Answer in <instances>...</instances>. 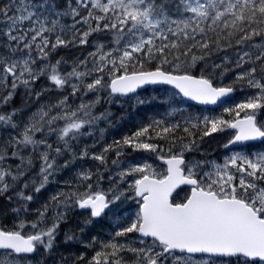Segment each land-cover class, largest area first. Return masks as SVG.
<instances>
[{
	"label": "snow or ice",
	"instance_id": "1",
	"mask_svg": "<svg viewBox=\"0 0 264 264\" xmlns=\"http://www.w3.org/2000/svg\"><path fill=\"white\" fill-rule=\"evenodd\" d=\"M61 17H71L72 25L62 24ZM25 21L28 27L23 26ZM0 23L6 24L0 34L7 51V55L0 53V107L8 105L21 86L31 96L33 85L41 77L58 91L70 88L68 95L55 104L41 105L31 113L19 134L0 146V196L9 203L19 202L10 209L13 214H27L33 195H26V189L32 187L39 193L50 177L76 159L90 158L104 165L109 151L115 150L119 158L123 147L128 146L133 151L158 154L167 166L165 172L158 173L147 161L129 163L118 173L119 182L107 192L92 191L93 184H85L92 180L91 170L78 172L85 191L58 192L36 210L35 220L18 219L12 229L0 228V264H33L30 257L39 248L50 253L70 206L90 209L94 219L106 215L112 204L136 198L138 211L132 217L125 214V219H118L113 239L100 242L102 251L96 252L88 264H121L119 253L125 250L135 255L136 264H257L255 258L264 264V151H232L237 145L245 146V142L264 141V121L257 120L264 110V0H65L63 10L57 9L56 0H19V4L10 0L0 7ZM94 34L105 37L106 42L97 39L93 51L84 59L73 60L71 71L62 72L61 66L68 61L64 57L53 61L52 54L62 47L87 45ZM257 37L260 43L253 42ZM234 45H247L249 50H238L234 62L224 56L220 63H209L214 53ZM218 70L221 77L233 72L234 80L217 86ZM237 84L256 92L235 109H224L227 113L235 111L234 120L192 117L183 127L188 137L194 136L190 129L201 126L203 136L235 130L222 145L229 153L223 156V163L187 159L186 154L198 148L196 140L185 143L184 136L169 139L168 134L182 126L162 119L152 120L122 141H114L100 154L89 156L88 146L78 155L73 149L72 142L92 135L82 131L85 125H94L109 115L93 114L102 91L108 90L109 97L117 93L127 96L147 85H172L178 90L174 96L216 104L233 93ZM49 91L41 88L35 96ZM88 94L95 99L85 101L83 97ZM76 97L81 102L73 107L69 100ZM145 102L151 103L136 96L137 105ZM156 102L162 103L163 98ZM20 111L13 108L0 112V125L17 129L14 118ZM241 112L245 113L243 118ZM59 121H63V127H53ZM38 133L43 138L36 139ZM51 135H56L62 146L49 143ZM154 138L169 139L168 147L150 142ZM29 147L32 154L22 155V150ZM65 152L72 158L60 165L58 158ZM10 158L20 163L15 168L7 165ZM34 158L40 161L38 173L8 195L31 170ZM118 163V159L112 161L113 165ZM127 177H132L130 182ZM96 183L98 188L99 181ZM121 183H127V188L121 189ZM179 185L190 186V194L175 203L170 197ZM129 190L134 196L128 195ZM50 210L53 215L48 217ZM28 228L32 231H25ZM133 233L141 234L142 247L115 242V238ZM143 238H151V243ZM74 239V235H65V242ZM82 259L83 255L78 257Z\"/></svg>",
	"mask_w": 264,
	"mask_h": 264
},
{
	"label": "trees",
	"instance_id": "2",
	"mask_svg": "<svg viewBox=\"0 0 264 264\" xmlns=\"http://www.w3.org/2000/svg\"><path fill=\"white\" fill-rule=\"evenodd\" d=\"M9 2H10V0H0V7L5 6ZM31 2L32 3H38L36 1L34 2V0H31ZM73 3H75V0H73ZM17 4H19V0H17ZM56 4H57L58 10H63L65 7V0H56ZM13 14L18 15L19 13H14V12L9 13V15H13ZM60 19H61V22H63L64 25H67V26H69V24L72 21L71 17H61ZM24 27H28L27 21L24 22ZM5 28H6V24L0 23V29H5ZM67 38L68 37H65V39H67ZM91 38L97 39V38H103V37L99 36V34H94ZM53 39H54V37H53ZM253 42L254 43H260V38L259 37L255 38V40ZM4 43H6V40L3 37V35L0 34V53L7 55L6 49L2 46ZM90 45L91 44L89 43V44L83 45V46H73V47H69V48H63L62 47L61 49L60 48L57 49V51L52 54L51 58L53 61H55L56 59H58L60 57H64L65 59H68V58L74 57V55L75 56L77 55L78 57L84 55V57H86L89 53L88 51L90 49ZM238 50L248 51L249 48L247 45H244V46H235L234 45L233 48H226L223 51L214 53L210 57L209 63H212V62L220 63L224 56H228L229 60L233 62V60L236 59V53ZM252 51L255 52L254 49ZM84 57H83V59H84ZM89 66H91V65H89ZM231 66L232 65L229 64V67H231ZM201 67H203V65H201ZM247 67H249V65H245V68H247ZM66 70H71V68L68 65H66V66L62 65L61 71L66 72ZM81 70H83V69H81ZM197 73H198V70H197ZM218 73L219 72H217L216 77H215V79L217 81V86H223V85L229 84L234 80V77H233L234 73L233 72H228L224 77H221ZM257 75L259 76V73ZM8 84L10 86L11 78H9ZM33 88H34V91H33L32 95L28 96L26 93V90L23 88V86L19 87L17 89L16 94L13 97L12 101L8 105L0 107V112H9L13 108L21 109V111L14 118L19 124V127L17 129L14 130L10 127L5 128L4 126H1L2 129L0 130V146H3L4 142L7 141L10 136H17L19 134V132L23 129L24 123L27 121V118L31 115V113H33V111L35 112L41 105L55 104L59 99L62 98V96L68 95V93L70 92L69 88H65V90L63 92L56 90L45 77H41L39 80H37L36 83L33 85ZM41 88H50L51 91L46 92L41 97L37 98L35 96V92L40 91ZM235 89H236V91H239V92H237V94L232 98L231 103L229 105H223L218 111H210L207 109L205 110L202 107H198L195 105L188 104L179 95L174 96V93H176L174 90L169 89V88H165V87L156 86V87L149 88V89L141 92V94H142L141 98L145 99V101H149V100L151 101V103L145 102L143 105H137L135 103V101H132L131 99L124 100L120 96H115L113 94L111 95V97H109L108 90L102 91L103 94H102V92L99 93V95L102 98L101 102L96 106V108L93 109V114L96 115L99 112L97 114V115H99L100 113L106 112L109 115L104 120H99L95 123L98 125V127H92V128L85 131V132H91L92 135H90V136L89 135H83L82 136V139H81L82 143L80 145H78L79 150H77L75 153L78 155L82 148H84L85 146H88L89 156H91L93 153L100 154L106 146L113 145L114 141H122V139L126 136H131L132 133H135L139 128L150 123L153 119H162V120H165L166 123H170V124L180 123L182 127L180 129H178L175 133H169L168 134L169 139H171L173 137L184 136L185 137V143H187L188 140H190V139H195L198 146H199L200 143L202 144V141L210 140L211 136L214 133H212L209 136H203L202 135L203 126H201L200 129H190V131H192L194 133V136L188 137L183 132V127L188 126L186 124V121L192 117H201L202 118L203 116L219 117V118H222L224 120H229V121L234 120L236 118L234 115L235 111H233L232 113H227V112H224V109L227 107L235 109V105H237L241 102H244L246 97L252 96L256 92L255 89H250V88H247L246 86L241 88V86L239 84L235 86ZM246 93H247V95H246ZM56 96H58V97H56ZM88 96L92 97V98H90L91 100L95 99L94 95H92V94H88ZM157 98H164L163 102L157 103L156 102ZM31 99L33 102L31 101ZM79 101H81L80 97L70 98L69 103H71L72 106L75 107L77 105V102H79ZM176 101H178V103H176ZM173 109H175V111H173ZM169 113H172V114L169 115ZM53 114H55V110L53 111ZM244 114H245L244 112H241L240 117L243 116ZM18 119H19V121H18ZM59 125H60L59 122H57L55 125H53V127H58ZM156 131H159V129H156ZM38 135H39V133L36 135V139H37ZM151 135L153 137H155V132L151 133ZM169 139L161 140L159 138H157V139L154 138L150 142L154 141L153 143L163 145L164 148L166 149L169 145ZM211 143H213V145L215 144V142H211ZM124 147H126L127 149ZM124 147L122 149L123 154L120 156V158H117L115 150L109 151L107 153V156H106L107 163L104 165H101L99 161H96V160H93L90 158H85L82 160L78 159V162L75 163L74 168L70 165L67 168H63V169L59 170L60 172H58L56 174V176H54L55 175L54 174L53 175L54 177L58 176L57 179L56 180H50L49 186L44 190L43 193L32 192V194H34V196H35L34 199L39 200L41 197L42 200L48 201V203H49L50 197L53 195H56L58 192L68 193L70 191H77V190L80 192H83V191H85V187L80 186L81 182L78 179V175H77L78 172L85 170V169L91 170L94 174L91 181H93V180L96 181V179H95L96 173L102 170V172L104 174V171H108L110 169L109 166L112 165L113 160L118 159L120 162L124 158H128V157L135 158L134 156L136 154L149 153V152H145V151H133L128 146H124ZM209 149H211V151H212L213 147L209 146ZM10 151H11V149H9V152ZM26 151L27 152H26V154L24 153V156H28V155L32 154V149L30 151H28L26 149ZM161 154H163V153H161ZM198 154L200 155L201 159L204 158L202 153H198ZM10 160L16 161L17 158H10ZM38 160H39L38 158H34V160H33V167L31 168V170H34L33 171L34 173H38V171H39L40 161H38ZM6 164L9 165V161H6ZM31 170H30V172H31ZM30 172H29V174H30ZM105 173H107V172H105ZM91 181L85 182V184L86 183H92ZM94 186H95V183L93 184V187ZM21 187L22 186H19L17 184L16 187L12 190L13 192H9V193L13 195L15 192L19 191ZM92 191H93V189H92ZM1 197H3V196H0V198ZM1 203L2 202H0V204ZM43 205L37 204V205H35L34 208L29 209L30 210L29 212H31V214H32V216L29 218V220L30 219L31 220L36 219V210L40 209ZM74 207L75 206H70L68 208L66 219L64 222H62L60 224L61 228L59 227L60 228L59 230L61 231V234H63L64 229L68 227V229L66 230L67 234L68 235H74L76 237V239H74L72 241H68V242L64 241L65 245L66 246L68 245L67 247H69L70 251L77 252L78 254H80V256L83 255L84 259H82V260H84L88 264V261H90L92 259V257L97 252L96 249L93 250V248H92V246L96 244V242L94 244L92 243V238L95 236L97 238L98 243L99 242L107 243L108 241L112 240L114 236H111V233L115 229L113 228V225L111 223L114 222L115 219H118V217H116L115 215L120 216V213H114L115 215L113 216V220L103 219L100 223L99 222L98 223L91 222L89 225L90 226L89 231L83 230V232H81V230H78V227H73V226L71 227L73 222H77L79 220H80V222H82V224L86 223L84 221V216H83L84 213L78 211L77 213L74 214V211H76V210H74ZM60 210L63 211L64 209H60ZM52 213L53 212L50 210L47 213V216L50 217V215ZM125 214H126L125 209H122L121 215H123L122 216L123 219H125ZM49 221H51V220L49 219ZM95 225H99L96 227L97 228L100 227L101 229H99L98 231L95 232V230L93 228V226H95ZM110 227L113 228V230H111ZM100 238H105V239L108 238V240H105L106 241L105 242V241L99 240ZM61 239L62 238H59V240H61ZM134 239H135L134 234H128L126 237L115 238V242H118L121 244H128L131 247H133L132 242L134 241ZM89 244H91V246H86ZM88 253L93 254V255H91V257H90ZM119 255H121V260L123 258H135V255L132 252H129L127 250L119 253ZM64 257H66V256H64ZM76 262H77V260L75 261V263ZM85 262H81V264H85ZM69 264H73V263L69 260Z\"/></svg>",
	"mask_w": 264,
	"mask_h": 264
},
{
	"label": "rangeland",
	"instance_id": "3",
	"mask_svg": "<svg viewBox=\"0 0 264 264\" xmlns=\"http://www.w3.org/2000/svg\"><path fill=\"white\" fill-rule=\"evenodd\" d=\"M61 23L64 24L63 22H61ZM72 23H73V20L71 21L69 26H71ZM97 39H99L100 42H106V38H104V37L103 38H97ZM97 39L96 38L95 39L90 38V44L91 45H90V49H89L88 52H91V51L94 50V42L97 41ZM83 57H84V55L80 56V57H78L77 55L76 56L74 55V57L66 59L68 61L67 65L71 68L73 60H75L77 58L78 59H83ZM67 71H71V70H66V72ZM137 95L139 97H142L141 93L137 94ZM137 95L132 96L133 98L131 97V98H122V99H124V100L131 99L132 101H136V96ZM246 95H247V93H246ZM90 98H92V97H90L88 95L83 97L84 100L86 99L85 101L91 100ZM80 102L81 101H79V103ZM79 103L77 102V105ZM216 111H218V110H216ZM258 115L259 116H257V120L258 121H264V110H261ZM101 120H104V119H101ZM59 124L60 125L58 127H63V121H59ZM1 126L2 125H0V130L2 129ZM92 127H98V125L94 124V125H91L90 127H89V125H85V127H84V129L82 131L85 132V130H88V129L92 128ZM234 134H235V130H233V129H226L223 132H216V133H214L211 136L210 140L202 141V144L200 143V145L198 146V148L195 151L187 153L186 156L188 155V159L195 158L197 160L216 161V162H219V163H223V159H222L223 156H225V155H227L229 153H228L227 150H225L222 147V145L225 144L229 139H231ZM41 138H43V137H42L41 134H39L37 139H41ZM47 139H48V142L52 143L54 147L62 146V142H57L56 135H51ZM81 139H82V136L79 137L76 141L72 142L73 143V149H74L75 152L77 150H79L78 149V145H80L82 143ZM211 142H215V144L213 145V143H211ZM209 146L213 147L212 151H211V149H209ZM27 150L30 151L31 148L29 147ZM42 150L43 149L41 148V151ZM232 151H243V152H247V153L250 154L252 152L264 151V149H261L260 147H254V148H252V150L251 149H249V150L248 149H246V150H238V148H233ZM26 152H27L26 149H23L22 150V155H24V153L26 154ZM198 153H202L204 158L201 159V157H200V155ZM134 157L135 158H132V157L124 158L117 165H113L112 164L111 166H109L111 168L108 171H104V174H103L102 170L97 172L98 174L96 173V176H95L96 181L93 180L94 183H95L93 191L100 190V191L107 192V190L113 184H117L119 182L118 173L120 171H122L123 169H126L129 166V163H141L142 164L145 161H147L149 164H151L153 166V168L158 173L165 172V166L161 165V163H160L163 160L158 158V154L145 153V155H144V153H140V154H136ZM71 158L72 157L69 155V153L65 152L64 155H62L61 157L58 158L57 162H58V164L63 165L66 160H69ZM7 161H9V165L12 166L13 168H15V166L20 163L19 159H17L16 161L8 159ZM76 162H78V159H76L75 162L71 164V166L73 168L75 167V163ZM33 171L34 170H31V172L29 171L30 174L28 172L24 176L22 181H20L21 183L20 182L18 183V185L22 186L25 180H28L30 177L34 176L36 173H34ZM58 172H60V171H57L54 176H56V174ZM105 172H107V173H105ZM54 176L50 177V180H56L58 176L57 177H54ZM110 177H111V180L109 179ZM131 179H132V177H127L126 178V180L129 181V182L131 181ZM97 180L99 181V187L98 188H97V183H96ZM93 181H91V182L93 183ZM49 184H50V182L39 193H43L44 190L49 186ZM120 187H121V189H126L127 188V183H121ZM32 192H34L32 187H29L28 189L25 190V194L26 195L27 194L33 195V200L31 202H29L28 205H27V207H28L27 214L21 212L19 217H17L15 214H13L10 211V209L13 206H17L19 202L16 201V200H13L12 203H9L4 196L0 198V202H2L1 205H0L1 206L0 207V228L12 229L14 227V225L16 224L18 219H25L26 218L27 220H29V218L32 216L31 212H29L30 211L29 209L34 208L35 205H37V204L38 205H40V204L43 205V204L48 203V201L42 200L41 197H40L39 200H35L34 199L35 196H34V194H32ZM8 195H12V194L8 193ZM128 195L129 196H134V193L129 190ZM137 200H139V198H136L135 200H131V199L122 200V201L116 202L115 204H112L111 208H110V213L106 214V216L104 218L108 219V220H113V215L112 214L113 213H117V210L120 209L124 204H133V206H135L137 208L138 207ZM78 209H79V207H76V206L74 207V210H76V211H74V214L79 211ZM129 212H131V210ZM52 215H53V213L50 215V217ZM101 219H103V218L100 217V218H94L93 219V218H90V217H86V223L85 224H82V222H80V220H79L77 222H73L71 227L72 226L73 227H78V230L83 229L85 231H87V230L89 231L90 223L87 224V222L88 221L100 222ZM29 221H31V219ZM47 224L50 225L51 221L47 220ZM67 229H68V227L64 229L63 234H61V231L58 230V233L56 235L55 246L53 247V249L51 250L50 253H46L43 250V248H39L37 250L36 255H33V256L30 257V259L32 260L33 264H69V260L73 264H81V262H85L84 260H78V257H80V254H78L77 252L70 251L69 247H67L68 245L67 246L65 245V242H64L65 240L64 239H65V235L67 234V232H66ZM25 231L30 232L32 230L30 228H28ZM59 238H62V239L59 240ZM99 240L105 241V240H108V238H106V239L105 238H100ZM132 243H133V247L134 248L142 247V245L139 243V239H137V238H135ZM92 248H93V250L96 249L97 252L102 251L101 246L98 245V241L96 242L95 245L92 246ZM91 255H93V254H89L90 257H91ZM64 256H66V257H64ZM76 260H77V262L75 263ZM129 262H132V263H129ZM126 263L127 264H136V257L135 258H123L121 260V264H126ZM85 264H86V262H85Z\"/></svg>",
	"mask_w": 264,
	"mask_h": 264
},
{
	"label": "water",
	"instance_id": "4",
	"mask_svg": "<svg viewBox=\"0 0 264 264\" xmlns=\"http://www.w3.org/2000/svg\"><path fill=\"white\" fill-rule=\"evenodd\" d=\"M149 86H152V85H147V86H143L142 88H140V89H138L137 90V92L138 91H140V90H142V89H145V88H147V87H149ZM168 86H172V85H168ZM172 87H174V86H172ZM118 94V93H117ZM235 94V91L233 92V93H231L228 97H230V96H232V95H234ZM130 95H132V94H129V95H127V96H130ZM188 102H190V103H192V104H196V105H199V106H207V107H211V108H217L221 103H223L225 100H226V98L227 97H225V98H222L221 100H219L216 104H203V103H200V102H198V101H193V100H191V99H189V98H186V97H184ZM246 143H248V142H245V144ZM238 146V145H237ZM180 186H183V185H179L176 189H174L173 190V193L180 187ZM172 193V194H173ZM172 196V195H171ZM170 199H171V197H170ZM256 260L257 259H259V258H255Z\"/></svg>",
	"mask_w": 264,
	"mask_h": 264
},
{
	"label": "bare ground",
	"instance_id": "5",
	"mask_svg": "<svg viewBox=\"0 0 264 264\" xmlns=\"http://www.w3.org/2000/svg\"><path fill=\"white\" fill-rule=\"evenodd\" d=\"M63 4V3H62ZM60 7V6H59ZM24 26V25H23ZM233 48V47H232ZM61 49V48H60ZM232 50V49H231ZM236 50V49H235ZM76 51V50H75ZM255 51V50H254ZM236 52V51H235ZM233 62H234V60H233ZM219 72V71H218ZM219 74V73H218ZM233 74V73H232ZM232 76V75H231ZM234 77V76H233ZM230 78V77H229ZM233 79V78H232ZM230 82V81H229ZM238 85V84H237ZM70 89V88H69ZM55 92V91H54ZM237 92H239V91H237ZM241 92V91H240ZM105 93V92H104ZM57 94V93H56ZM102 94H103V92H102ZM106 94V93H105ZM158 95V94H157ZM242 95V94H241ZM238 96V95H237ZM240 96V95H239ZM52 97V96H51ZM56 97H58V96H56ZM34 99V98H33ZM164 99V98H163ZM55 100V99H54ZM73 100V99H72ZM31 101H32V99H31ZM118 101V100H117ZM33 102V101H32ZM24 103V102H23ZM79 103V102H78ZM29 105V104H28ZM24 106V105H23ZM149 108V107H148ZM160 108V107H159ZM228 108V107H227ZM33 110V109H32ZM117 110V109H116ZM151 110V109H150ZM165 110V109H164ZM143 111V110H142ZM152 111V110H151ZM156 111V110H155ZM34 112V111H33ZM140 112V111H139ZM154 112V111H153ZM235 113V112H234ZM155 115V114H154ZM235 115V114H234ZM227 118V117H226ZM228 119V118H227ZM154 120V119H153ZM18 121H19V119H18ZM150 121V120H149ZM148 121V122H149ZM174 124V123H173ZM22 125V124H21ZM140 127V126H139ZM15 130V129H14ZM20 130V129H19ZM86 131V130H85ZM17 132V131H16ZM110 132V131H109ZM96 134V133H95ZM133 134V133H132ZM98 135V134H97ZM116 135V134H115ZM200 137V136H199ZM218 137V136H217ZM157 139V138H156ZM200 139V138H199ZM98 140V139H97ZM199 141V140H198ZM95 142V141H94ZM154 142V141H153ZM159 142V141H158ZM208 143V142H207ZM162 144V143H161ZM165 144V143H164ZM220 144V143H219ZM124 148H126V147H124ZM127 149V148H126ZM218 150V149H217ZM249 150V149H248ZM130 151V150H129ZM136 153V152H135ZM206 153V152H205ZM133 156V155H132ZM190 156V155H189ZM207 157V156H206ZM120 158V157H119ZM191 158V157H190ZM36 161V160H35ZM39 161V160H38ZM63 162V161H62ZM37 164V163H36ZM39 165V164H38ZM37 165V166H38ZM111 168V167H110ZM109 169V168H108ZM96 176V175H95ZM27 177V176H26ZM75 179V178H74ZM22 181V180H21ZM98 181V180H97ZM21 183V182H20ZM75 183V182H74ZM93 184H94V181H93ZM104 184V183H103ZM67 185V184H66ZM94 188V187H93ZM13 192V191H12ZM1 205V204H0ZM1 207V206H0ZM78 211V210H77ZM121 216H123V215H121ZM74 218V217H73ZM100 223V222H99ZM75 224V223H74ZM70 225V224H69ZM68 225V226H69ZM102 225V224H101ZM110 225V224H109ZM99 226V225H98ZM111 228V227H110ZM60 229V228H59ZM104 229V228H103ZM91 232V231H90ZM96 232V231H95ZM89 234V233H88ZM106 235V234H105ZM130 240V239H129ZM106 242V241H105ZM91 243V242H90ZM73 245V244H72ZM81 246V245H80ZM85 247V246H84ZM82 249V248H81ZM69 250V249H68ZM85 250V249H84ZM131 256V255H130ZM73 258V257H72ZM87 264V263H86Z\"/></svg>",
	"mask_w": 264,
	"mask_h": 264
},
{
	"label": "flooded vegetation",
	"instance_id": "6",
	"mask_svg": "<svg viewBox=\"0 0 264 264\" xmlns=\"http://www.w3.org/2000/svg\"><path fill=\"white\" fill-rule=\"evenodd\" d=\"M246 146H247V145H245V146H243V147H240V148H238V150H246ZM260 147H261V149H264V142H263L262 144H260ZM189 194H190V187L187 188V194H186V197H187ZM186 197H185V198H186ZM257 264H261V262H260L259 260H257Z\"/></svg>",
	"mask_w": 264,
	"mask_h": 264
}]
</instances>
